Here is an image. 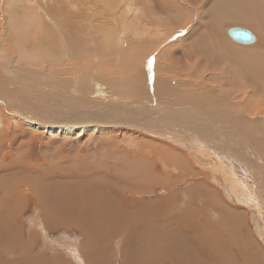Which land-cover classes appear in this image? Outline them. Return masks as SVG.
Listing matches in <instances>:
<instances>
[{"label": "rangeland", "instance_id": "obj_1", "mask_svg": "<svg viewBox=\"0 0 264 264\" xmlns=\"http://www.w3.org/2000/svg\"><path fill=\"white\" fill-rule=\"evenodd\" d=\"M13 1L0 0V68L7 69L2 71L3 75L11 72L15 77L11 82L0 76V85H11L14 91L2 89L1 100L5 95L16 97L19 90L17 96L22 95L16 97L19 102L54 108L49 106L52 101L45 102L44 97L50 98L55 93L43 95L45 101L40 97L58 86L70 101L68 104L67 99H56L61 108H81L88 113L100 109L118 120L132 116L122 111L120 105L140 109L154 97L161 105L194 108L209 124L202 128L200 136L211 134L218 140V135L209 129L210 120L222 123L219 132L223 133L228 145L224 146L231 153H223L222 147L205 148L203 144L194 149L186 143L188 134H196L193 127L186 135L180 133L181 129L175 132L174 140L135 130L141 128L139 124L80 138L46 137L42 131H33L19 120L11 122L13 116L17 118L13 108L0 103V260L3 257L12 262L18 253L19 264H32V261L33 264H224L225 256L231 261L234 256L232 264H262L263 99L258 103L255 99L245 101L252 95L258 97L259 92H253L252 84L233 78L227 66L225 70L202 66L200 71L194 57L188 62L183 47L195 22L190 16L192 9L180 0H21L19 3L15 0L17 4ZM127 4L130 8L126 10ZM133 6L142 11L135 16H143L139 21L153 20L152 25L146 20V28H139L141 35L132 34L129 29H126L129 32L121 30L118 16L126 19L124 24H129L135 18L131 14ZM175 12L180 17L177 20ZM230 26L263 35L264 26L227 18L218 24L221 35L217 32L214 35L230 48L258 49L254 48L257 44L230 39L226 35ZM12 34H18L15 40ZM32 36H36L35 40L29 41ZM16 37L20 38L22 47ZM181 39L186 43L180 42ZM95 87L100 88L102 97L92 95L97 90ZM131 99L140 103L135 100L132 103ZM232 100L241 105L228 107ZM143 110L146 109H142V114ZM232 110L234 116L244 112L254 116L248 117L249 121L231 120L225 114L230 115ZM146 117L142 124L151 122L159 124L158 128L162 123L166 125L162 122L164 117L158 116V121L154 115ZM210 152H216L219 159L223 157L224 166L230 171L238 168L232 173L235 179H242V187L248 190L250 187V192H254L253 197L262 207V218L259 219L253 207H245L236 199L222 172L209 170L208 161L215 163L206 154ZM235 153L237 161H243L242 168L229 167L230 154ZM256 161L260 169L255 166ZM136 171H145L141 182L135 179ZM125 173L130 175V183L123 178ZM200 174L210 178L205 181ZM68 191L71 193L67 196ZM18 196L29 199L22 203ZM69 203L73 204L68 206ZM12 213L17 214V221ZM4 222L15 224L5 227ZM69 247L72 254L67 253Z\"/></svg>", "mask_w": 264, "mask_h": 264}, {"label": "bare ground", "instance_id": "obj_2", "mask_svg": "<svg viewBox=\"0 0 264 264\" xmlns=\"http://www.w3.org/2000/svg\"><path fill=\"white\" fill-rule=\"evenodd\" d=\"M12 1V0H11ZM15 1V0H14ZM13 1V2H14ZM21 0H17V2L19 3ZM127 1V0H126ZM148 1V0H147ZM153 1V0H152ZM162 1V0H161ZM8 2H10V0H8ZM179 2V1H178ZM180 2L185 5L186 7L188 8H191L192 9V13H191V17L192 19L191 20H194V25L191 27V29L189 30V34L188 36L186 37V41L187 43L185 42V40L181 39L182 41L180 42H185L187 45H185L183 47V49H185L184 53L186 54V57H187V60L188 62L190 61L191 58L194 57L195 59V64L198 65L197 66V70H200L201 71V67L202 66H211V68L213 67L214 70L216 69H220V68H229L230 72H233V73H230L232 74L233 78L234 77H237V79H239V81H245L249 84H252V86H250V88L252 90H255L253 91L255 94H258L259 92V96L258 97H255V96H250L249 98L245 99V101H251V100H257V103H258V100H261L263 99L264 100V35L261 34V33H257V32H251L249 31L248 29H245V28H242V27H236V28H240V29H245V30H248L252 36H253V41L250 42L251 45L252 44H257L254 48H258V49H255V50H242V49H239V48H230L228 47V45L226 44H222L221 40L218 38L217 36V39L216 37H214V35L216 34V32L221 35L220 32L217 31V27H218V24L222 22H224L225 19L227 18H235V19H243V20H246V21H251V22H254L258 25H261V26H264V0H180ZM11 3V2H10ZM16 3V1H15ZM103 3V2H102ZM17 4V3H16ZM15 4V5H16ZM23 4V3H22ZM9 5V4H8ZM148 5V4H147ZM159 5V4H158ZM185 7V8H186ZM7 8V7H6ZM11 8V7H10ZM126 10L128 8H130L127 4V6L125 7ZM134 8V6H133ZM132 8V12L131 14L135 17L137 15V13H140L142 11H139V9H137L138 7ZM90 9V8H89ZM160 9V8H159ZM190 10V9H188ZM145 11V10H144ZM147 11V10H146ZM161 11V10H160ZM6 12V11H5ZM162 12V11H161ZM115 13V12H114ZM17 14V13H15ZM15 14H11L13 15V17H15ZM175 19L177 20V18L179 19L180 17H178L177 15V12H175ZM11 15H10V19H11ZM130 15V16H132ZM140 15V14H139ZM163 15V14H162ZM17 16V15H16ZM32 16V15H30ZM185 16V15H184ZM21 17V15H20ZM121 16H118V19H119V22H120V25H122V31H128L129 30L132 32V34H137L136 32H139V28L141 30H143L144 28H146V26H144L145 24V21L147 20L146 23H153L151 20L149 19H146L145 21L141 20L139 21V19H141V17L143 16H137L135 18H131L130 19V22L129 24H124V21L126 19L123 20V18H120ZM152 17V16H150ZM167 17V15H166ZM145 18V16H144ZM23 19V18H21ZM122 19V20H121ZM15 20V19H14ZM17 20H19L17 18ZM167 20V19H166ZM175 20V22H176ZM13 21V20H12ZM23 21V20H22ZM26 21V20H25ZM155 21V20H154ZM112 22H114V20L112 19ZM181 22V21H180ZM13 23V22H12ZM15 23V22H14ZM158 23V22H157ZM190 23V22H189ZM116 24V22H115ZM177 24V22H176ZM21 25V24H20ZM152 25V24H151ZM162 25V24H161ZM13 29L15 28V31H16V26L13 24ZM15 26V27H14ZM114 26V25H113ZM157 26V25H156ZM20 27V26H19ZM179 27V26H178ZM231 27V26H230ZM232 28V27H231ZM12 29V27H11ZM12 29L13 32H15L14 30ZM126 29H129V30H126ZM175 29V28H174ZM229 29L228 28L226 30V35H228V32H229ZM147 30V29H146ZM149 30V29H148ZM221 30V29H220ZM18 31H20V29L18 28ZM107 31V30H106ZM124 32V33H125ZM146 32V31H145ZM163 32V31H162ZM19 34V32H17ZM109 33V32H108ZM140 35L143 33L142 31L139 32ZM193 33V34H191ZM17 34V35H18ZM2 35V34H1ZM17 35H13L12 34V37L13 39L15 40V36ZM125 35V34H124ZM162 35V34H160ZM34 38H31L29 39V41H34L36 36H32ZM193 37V39H192ZM230 38V37H229ZM17 41L20 40V38L16 37ZM19 39V40H18ZM232 39V38H230ZM234 41V40H233ZM20 42V41H19ZM236 42V41H235ZM240 43V42H238ZM250 43H247V44H250ZM21 44V42H20ZM123 44V42H122ZM243 44H246V43H243ZM35 45H37V42L34 43V46L33 48H35ZM119 45H121L119 43ZM183 46V45H182ZM21 47H22V44H21ZM117 47V46H116ZM261 48V49H260ZM21 49V48H20ZM19 49V50H20ZM23 50H24V47H23ZM22 56V55H20ZM185 57V58H186ZM204 58V61L202 60ZM208 62H210V64H208ZM245 63H248V64H245ZM152 65V64H151ZM150 65V67H151ZM4 66V65H2ZM227 66V67H226ZM156 67V66H155ZM231 68L233 69V71L231 70ZM157 69H158V66H157ZM156 69V70H157ZM204 69V68H203ZM6 67L4 68H0V76L3 75V72L2 71H6ZM207 70V69H205ZM221 70V69H220ZM228 70V71H229ZM227 72V71H226ZM2 77H4L5 80H8V81H11V82H14L15 81V77H13V75L11 74H8V75H3ZM214 78V77H213ZM212 78V79H213ZM1 79V77H0ZM49 79V78H48ZM4 80V82H5ZM238 81V82H239ZM43 82H45L43 80ZM47 82V81H46ZM237 82V81H235ZM234 82V83H235ZM48 83V82H47ZM92 83V82H91ZM1 84V83H0ZM6 84V83H5ZM119 84V83H118ZM47 85V84H46ZM96 85V84H95ZM11 86V85H10ZM10 86L8 85H0V98L2 96V89L5 90V91H8V90H11L13 93L14 91L10 88ZM45 86V85H44ZM97 86V85H96ZM13 87V86H12ZM27 87V86H26ZM51 87V85H50ZM105 87H108V86H105ZM248 87V86H247ZM61 88H64V86H62ZM97 88V87H95ZM109 88V87H108ZM249 88V87H248ZM19 89V88H18ZM50 89V88H49ZM62 89V90H64ZM70 89V88H69ZM100 89V88H99ZM99 89L97 88V90H94L92 91V95L95 94L96 97H102V93L99 91ZM68 90V89H66ZM19 90H17L18 92ZM22 91V90H21ZM124 91V90H123ZM15 93L16 94V97L17 98H21L22 95L19 97L17 96L18 93ZM32 92V91H31ZM63 92V91H62ZM65 92V91H64ZM68 92V91H67ZM80 92V91H79ZM84 92V90H83ZM30 93V91H29ZM43 93V92H42ZM48 93H55L56 95L55 96H51L50 98L48 96H45L44 98L46 99L43 100V95H47ZM123 94L122 95H125L124 92H122ZM126 93V92H125ZM66 93H64L65 95ZM89 94V93H88ZM63 93L60 92V90L58 89V86L55 87L53 86L49 92L47 90V92H44L42 94V99L40 97V100L41 101H45V102H50L52 101L49 106H53L54 108H49V107H41L35 103H29V102H19V100L16 99V97L14 96H10V97H7L5 95V99L4 100H1L0 99V103L6 107H9V108H13L14 110V113L17 115V118H15V116L12 117L11 119V122H17V120L21 121V123L33 130V131H42L46 137H54V136H58V137H74V138H80V137H84L86 136L87 134H90V133H93V132H98V131H110V130H115L116 127H127L128 124L132 126L136 125V124H139L138 126H140L141 128H137L135 130H140L142 132H149V134H152L153 136H156L158 138H164L163 136H166V139L167 138H170V139H176L177 135L175 134V132L179 131L180 129L181 130H184V131H181L180 130V133H183V134H187V132H189V129H191V127H193V129H197L196 130V134H192V135H187V140L188 142H186L187 144L189 145H192L194 146V149L195 147H197V149H199V147L201 146V144H203V147L205 148H209L211 149L212 147H222L220 148V150L223 152V153H226V152H229L231 153V149L230 148H227L225 147L224 145H227V143L225 142V140L222 138V134L221 132H219V122L217 121H211L210 120V123L212 126V128H209L211 131H214L213 133H215V135H218L216 136L218 140H216V138L214 139L213 136L210 135H203V136H200L202 134V131L204 129L202 128H206L205 126H209L207 120L201 116V114L197 113L194 111V108L190 107H184V106H172L171 104L167 103V105H161L160 103H157L155 102V99L154 97L149 101H145L146 103H148V105L145 107V105L143 106L146 110L143 112L144 114H142V107H140V109H133L135 107L132 106L131 109H127V106L126 107H123L120 105V108L122 109V111H125L129 114H131L132 116H127L128 118L122 116L121 118H119L118 120L114 119L115 117L113 115H111L109 112L107 111H101L99 108L98 112L96 113H88L85 109H81V108H78V110H74L73 108L72 109H67V108H61L60 106H58V103H56V99H59V100H63V99H67L68 97H64ZM69 95V93H68ZM74 95V94H73ZM77 95V94H76ZM91 95V96H92ZM94 95V96H95ZM137 95V94H136ZM257 96V95H256ZM75 97V96H74ZM73 97V98H74ZM104 97V96H103ZM127 97V96H125ZM28 98V97H27ZM129 98V97H128ZM70 99V98H69ZM119 99V98H118ZM121 99V97H120ZM119 99V100H120ZM23 100V99H22ZM34 100H38L37 98H35ZM132 100V99H131ZM135 99L132 100V103L134 102ZM147 100V99H146ZM262 100V103L261 104H264V101ZM21 101V100H20ZM73 101V100H72ZM76 101V100H75ZM141 101V100H140ZM67 102L69 104V100L67 99ZM118 102V101H117ZM128 102V101H127ZM135 102L137 103H140L139 100H135ZM134 102V103H135ZM233 104H228V107H232L234 108L235 106H238L239 102H235L234 100L231 101ZM116 103V102H115ZM120 103V102H119ZM126 103V102H125ZM131 103V104H132ZM223 103L226 104V101H224ZM67 104V105H68ZM75 104V103H74ZM137 105V104H136ZM139 105V104H138ZM141 105V104H140ZM241 105V103L239 104ZM110 106V105H109ZM117 106V105H116ZM135 106V105H134ZM142 106V105H141ZM60 107V108H59ZM69 107V105L67 106ZM115 107V106H114ZM139 107V106H137ZM136 107V108H137ZM116 108V107H115ZM114 108V109H115ZM113 109V108H111ZM184 111H183V110ZM38 110V111H36ZM45 111V110H48L50 111V113H44L42 111ZM53 110V111H52ZM116 110V109H115ZM196 110V109H195ZM256 110V109H255ZM2 111V110H1ZM36 111V112H35ZM120 111V110H119ZM149 112V113H146ZM227 111V110H226ZM237 111V110H236ZM261 111V110H260ZM40 112V113H39ZM115 112V111H114ZM233 110L231 111L230 115H226L225 114V117L227 116H230L231 117V120H237V119H241L243 118V120H245L244 118H246V120H248L247 118L251 116V118H253L254 114L251 113H241L240 116H234V114L232 113ZM235 112V111H234ZM249 112V111H248ZM118 113V112H117ZM125 113V112H124ZM168 113V115H167ZM228 113V112H227ZM115 114V113H114ZM121 114V113H120ZM126 114V113H125ZM262 114V112H261ZM108 116L109 119H103L101 116ZM151 115H154L155 120H157L158 116H161L162 118L164 117V120H162V122H165V124L162 123V127L158 128L159 127V124L157 125H153L151 124H148V123H145V124H142V119L144 120V116L146 117V119H149V116ZM214 115V114H213ZM237 115V114H236ZM257 115H259V112L257 113ZM41 116H46L44 118H42ZM135 116V117H134ZM223 116V115H222ZM264 116V115H263ZM193 117H196L195 120H192ZM160 118V117H159ZM250 118V119H251ZM259 118V117H258ZM253 120V119H252ZM149 120H147L146 122H148ZM158 121V120H157ZM238 121V120H237ZM249 121V120H248ZM256 121H257V118H256ZM254 121V122H256ZM153 122V121H152ZM161 122V121H159ZM249 123V122H248ZM257 123V122H256ZM254 123V125L256 124ZM260 123V122H259ZM19 124V123H18ZM196 124L199 125L198 128H196ZM258 124V123H257ZM256 124V125H257ZM215 127H214V126ZM237 125V124H236ZM245 125V123H244ZM260 125V124H259ZM258 125V126H259ZM257 128L259 130V128ZM261 126V125H260ZM222 127V126H221ZM238 128V126H236ZM245 127H247V125H245ZM254 128V126H252ZM249 128V127H248ZM252 128V129H253ZM123 129V128H121ZM251 129V130H252ZM256 129V131H258ZM130 130V129H129ZM159 130V131H158ZM176 130V131H175ZM220 130H222L220 128ZM226 130V129H225ZM245 130V129H244ZM249 130V129H248ZM247 130V131H248ZM261 130V128H260ZM232 132V131H231ZM251 132V131H250ZM259 132V131H258ZM198 133V134H197ZM228 133V132H227ZM248 134V133H247ZM200 136V138H199ZM165 139V140H166ZM169 139V140H170ZM199 139H202L199 141ZM236 139V138H235ZM163 140V139H162ZM179 142V141H178ZM236 142V141H235ZM180 143V142H179ZM181 144V143H180ZM263 145V144H262ZM179 146V145H178ZM228 146V145H227ZM189 148V147H188ZM234 148V147H233ZM246 148V147H245ZM193 149V151H194ZM218 149V148H217ZM214 150V149H212ZM192 151V150H191ZM218 152V151H217ZM170 153V152H169ZM174 153V152H173ZM198 153V152H197ZM196 153V154H197ZM167 154V153H166ZM208 157H212L215 161V163H213L212 161H208V167H209V170L211 168V171H215V172H222L223 173V176L224 178L226 179L225 181L228 182L229 184V187L232 188V192L233 194L235 195L236 199L243 205V206H249L251 209L252 207L254 208L255 212L257 213V216L260 218H262L261 215H263V211H264V207H263V211H262V207L260 206V204H258L255 200V198L253 197V194L250 192V187H249V190L246 188V187H242L243 185H241L242 183V179L240 180H237L235 179L236 177H234L235 175L232 173V172H237L238 171V168L233 170V171H230L228 169V166H224V163H225V160L223 159V157H220L221 159H219L216 155V152H210V153H206ZM238 154V153H237ZM250 154V153H249ZM231 156V161H230V168L232 167H241V163L243 162H240V161H237L238 159L236 158V153L235 155H232L230 154ZM96 156V155H95ZM164 156V155H163ZM226 156V155H225ZM255 156H253L254 158ZM210 158L208 160H210ZM229 157H227L228 159ZM166 160V158H164ZM262 160V159H261ZM168 161V160H166ZM229 161V160H228ZM237 161V163H236ZM249 161H253L251 159H249ZM169 162V161H168ZM245 162V161H244ZM165 163V162H164ZM65 165V164H64ZM166 165V163H165ZM252 164H250L249 166H251ZM247 166V165H246ZM254 166V165H252ZM255 166L257 168L260 169V165L257 163H255ZM242 168V167H241ZM244 168V167H243ZM254 168V167H253ZM194 169V168H193ZM249 169V168H248ZM263 169V168H262ZM262 169H260L261 172H264ZM250 170V169H249ZM130 172V171H128ZM252 172V171H251ZM131 173V172H130ZM248 173V172H247ZM119 174V173H118ZM127 173H125V177L123 178H126L127 179V182L130 183V175H126ZM160 174V173H159ZM245 174V173H244ZM120 175V174H119ZM144 175H145V171L144 172H140V171H136V173H134V176H135V179L138 181V182H141L144 178ZM201 175V174H200ZM152 175H150L151 177ZM155 176V175H154ZM202 176V175H201ZM243 176V174H242ZM241 176V177H242ZM264 176V175H263ZM156 177V176H155ZM245 177V176H244ZM210 178L209 175H206V176H202V179H204L205 181H207L208 179ZM256 179V178H255ZM165 180H168V179H165ZM246 180V179H245ZM224 181V182H225ZM202 182V181H201ZM245 182V181H244ZM128 183H125V184H128ZM168 183V182H167ZM164 184V183H163ZM162 184V187H165L163 186ZM246 184V182H245ZM244 184V185H245ZM249 184V183H247ZM254 184V183H253ZM260 184V183H259ZM166 185V184H165ZM172 185V184H171ZM248 186V185H247ZM255 186V185H254ZM255 189V188H254ZM15 191V190H14ZM160 191V190H159ZM22 192V191H21ZM34 192V191H32ZM151 192V191H149ZM69 194V191L66 192V194ZM67 194V196H68ZM34 196V195H33ZM45 196V195H44ZM8 197V196H7ZM72 197H73V194H72ZM20 201L21 199L23 200L22 203H25V200L26 199H29L25 196H18L17 197ZM45 198V197H44ZM92 198V197H91ZM64 199L63 197H60V200ZM67 199H69L67 197ZM263 201V200H262ZM264 202V201H263ZM98 203V202H97ZM262 203V202H260ZM51 204V203H50ZM73 204V203H72ZM71 203H69L68 206H71L72 205ZM49 205V204H48ZM62 206V205H61ZM25 207V206H24ZM36 207H38V205L36 204ZM41 207V206H40ZM248 207V208H249ZM1 208H4L5 210V207H2ZM10 209V208H9ZM45 209V208H44ZM79 209V208H78ZM3 210V209H2ZM3 210V211H4ZM12 210V208L10 209ZM46 210V209H45ZM13 211V210H12ZM49 211V210H48ZM41 212V211H40ZM38 212V213H40ZM44 212V210H43ZM81 212V211H80ZM73 213V212H72ZM1 214V213H0ZM8 214V213H7ZM10 214V213H9ZM8 214V215H9ZM7 215V217H8ZM12 218L13 216H17L16 213H12ZM4 216V215H3ZM46 216V214H45ZM44 216V217H45ZM261 216V217H260ZM10 217V215H9ZM43 217V216H42ZM5 218V217H4ZM87 218V217H86ZM7 219V218H6ZM258 219V218H257ZM264 219V218H263ZM263 219L261 222H263ZM9 220V219H8ZM10 220H13V219H10ZM9 220V221H10ZM33 220V219H32ZM43 220V219H42ZM76 220V219H75ZM8 221V222H9ZM16 221H17V217H16ZM15 221V223L17 224V222ZM31 222V219L29 220ZM78 221V220H77ZM13 222V221H12ZM29 222V224H30ZM4 226L5 227H11V226H14L15 223H6L4 222ZM42 223V222H41ZM47 223V222H45ZM3 224V223H2ZM33 224V223H31ZM36 224V223H35ZM264 224V223H263ZM34 225V224H33ZM43 225V223H42ZM56 225V224H55ZM262 225V224H261ZM72 227V226H71ZM263 227V226H262ZM14 228V227H13ZM13 230V229H12ZM8 234V233H7ZM10 234V233H9ZM17 235V234H16ZM5 236V235H4ZM9 236V235H8ZM3 237V236H2ZM13 236L10 238L9 237V240L11 239L12 240ZM8 240V245H9V241ZM19 241L21 242V238H19ZM17 243V242H16ZM10 244H13L10 243ZM15 244V242H14ZM13 244V245H14ZM13 247V246H12ZM14 249V248H13ZM22 249V248H21ZM237 249V248H236ZM9 250V249H8ZM219 250V249H218ZM213 252V251H212ZM54 253V252H53ZM262 253V251H261ZM9 254V253H8ZM19 255L21 254H18L15 256V260H13L12 262L6 260L5 258L2 257V259L0 260V264H15V263H18L20 259ZM23 256V255H22ZM40 256V255H39ZM48 256V255H47ZM244 256V255H243ZM38 257V256H37ZM36 257V259H37ZM41 257H43V255H41ZM211 257V256H210ZM264 257V256H263ZM25 258V256H24ZM27 258V257H26ZM33 258V257H32ZM35 258V256H34ZM232 261L234 262L233 258L234 256L232 257ZM249 258V257H248ZM261 258V257H260ZM258 258V260L260 259ZM35 259V261H36ZM46 258H44L43 260H45ZM224 261L223 263L224 264H228V263H233L231 260H226V256L223 258ZM228 259V258H227ZM246 259V258H244ZM23 260V259H22ZM28 260V259H27ZM31 260V259H30ZM38 260H40L38 258ZM42 261V260H41ZM25 263V261H23ZM245 262V261H244ZM254 262V261H253ZM33 264V261L31 262ZM38 263V262H37ZM36 263V264H37ZM44 263H46L44 261ZM262 263V262H261ZM19 264V263H18ZM40 264V263H39ZM243 264V263H242ZM264 264V262L262 263Z\"/></svg>", "mask_w": 264, "mask_h": 264}, {"label": "water", "instance_id": "obj_3", "mask_svg": "<svg viewBox=\"0 0 264 264\" xmlns=\"http://www.w3.org/2000/svg\"><path fill=\"white\" fill-rule=\"evenodd\" d=\"M228 35L232 40L240 43H250L253 41L252 34L245 29L232 27L229 29Z\"/></svg>", "mask_w": 264, "mask_h": 264}, {"label": "crops", "instance_id": "obj_4", "mask_svg": "<svg viewBox=\"0 0 264 264\" xmlns=\"http://www.w3.org/2000/svg\"><path fill=\"white\" fill-rule=\"evenodd\" d=\"M70 229H71V226L69 227ZM70 248L71 247H69V249L67 250V253L69 254V252H70ZM75 248H77V247H75ZM71 253V252H70ZM72 254V253H71Z\"/></svg>", "mask_w": 264, "mask_h": 264}]
</instances>
